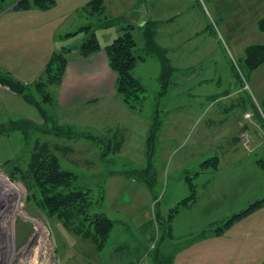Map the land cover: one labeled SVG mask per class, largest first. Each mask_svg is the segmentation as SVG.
Instances as JSON below:
<instances>
[{
  "label": "crops",
  "instance_id": "1",
  "mask_svg": "<svg viewBox=\"0 0 264 264\" xmlns=\"http://www.w3.org/2000/svg\"><path fill=\"white\" fill-rule=\"evenodd\" d=\"M89 1L91 0H55V4L47 9H12L13 4L7 5L0 12V69L11 73L10 66L16 63L17 80L31 83L40 75L54 49L58 50L56 42L52 44L55 32L60 35L57 30L80 29L86 24H91L97 29L106 28L96 32L94 30L101 47L99 50L82 56L78 53V45L72 47L67 55L60 85L54 87L57 92L56 105L71 110L67 111L62 122L75 126L99 123L101 120L105 123L104 117L109 114L105 112L106 109H122L124 106L120 104L121 97H118L115 90L116 73L110 67L103 47L120 35L126 25H131L138 52L142 53L144 25L148 21L155 22V41L165 48L173 70L167 89L160 95L157 105L161 122L156 119L152 127H161L163 123L171 125L175 135L176 126L182 124L188 114L176 110H196V105L181 100L186 90L192 92L193 96L204 98L202 107L193 117L199 122L204 121L206 125L216 124L221 127L200 137L208 139L212 147V151L205 158L216 156L218 161L216 167L200 166L199 170L194 171L192 180L196 185V199L183 207L193 211L188 216L186 229L180 232L177 238L173 234V221L179 215V209L171 220L170 235L162 238V230L158 227L157 234L154 233L156 239L151 235L146 237L152 242L143 251L151 244H158L162 254L172 255V264H264V207L237 219L219 234L213 232L215 227L201 228L206 225L198 224L195 229L190 225L196 221H226L254 200L264 197V171L256 162L257 159H264V130L252 110L253 104L259 106L262 97L260 100L259 97L252 99L248 94L245 98L241 96L245 89L242 81L233 72L231 48L219 41L211 23L212 16L220 14L218 3L214 0H100L102 11L84 10L82 7ZM219 1L227 3L232 13L239 11L244 22L249 19V13L258 10L259 3L263 5V0ZM106 18H114L117 21L114 24L101 25ZM257 18L254 19L255 22ZM250 43L253 42L248 41L239 47L236 53L242 55L244 46ZM201 44L205 47L203 53L199 47ZM216 44L221 49L220 55L213 52ZM151 56L152 54H147L139 58L132 69L133 75L140 82L141 76L149 71L148 67L152 64L151 71L154 76L158 75L160 82V61L157 59L158 62H154ZM256 69L263 70L264 62ZM208 84L212 86L211 93H202ZM257 91L258 95L263 96L261 88ZM10 97L18 99L19 106L27 109L29 113L32 111L26 106L27 102L23 98L0 85V104L7 103ZM104 97L109 99L108 106L104 102L101 103ZM77 111L85 118L75 123L69 121ZM246 112H252V117H245ZM229 126H232V129ZM242 132H248L252 137L248 146L240 140L239 135ZM168 135L174 136L172 132ZM157 136L158 129L155 132L154 144ZM119 140L121 141L117 144L120 146L123 139ZM169 141L167 139L171 144L172 140ZM65 149L72 151L71 146ZM253 152H259L261 157H251ZM180 169H184L183 165ZM207 173L208 176L204 180L197 181ZM185 185L180 187V190L184 193L187 189L189 193L187 182ZM227 207L228 213L224 215V219L217 216ZM227 214L231 215L226 217ZM157 221L162 222L160 225L164 224V219L155 218V225H158ZM202 232L206 234L200 237ZM138 259L139 257H134L132 264Z\"/></svg>",
  "mask_w": 264,
  "mask_h": 264
},
{
  "label": "rangeland",
  "instance_id": "2",
  "mask_svg": "<svg viewBox=\"0 0 264 264\" xmlns=\"http://www.w3.org/2000/svg\"><path fill=\"white\" fill-rule=\"evenodd\" d=\"M17 1L19 0H0V4L6 8ZM214 1L218 3L220 14L212 16L211 23L219 41L231 48L233 72L239 76L238 79L242 81L245 89L241 96L245 98L248 94L252 99L259 97L261 100L264 96V69L248 71L243 62L246 46L242 55H238L236 51L248 41L264 42V32L257 28L254 20L264 16V0L263 5L259 3L257 11L249 13L246 22L239 11L232 13L230 6L224 1ZM78 29L60 28L57 30L60 35L55 32L52 44L56 42L58 49L76 47L85 36ZM93 29L96 32L106 28ZM67 32L77 33L67 36ZM136 36L135 38L138 37ZM199 47L203 53L204 45ZM213 52L222 54L217 44ZM151 57L154 62H158L156 56ZM10 69L17 79L16 63ZM148 69L141 76V109H130L117 94L124 107L106 109L105 112L109 114L104 117L105 123L101 120L99 123L75 126L62 122L67 111L71 110L56 105L57 92L54 86L47 91L53 96V102H42L50 115L47 119L27 101L26 106L32 110L30 113L19 106L18 99L12 97L7 103L0 104V264H132L134 257H140L143 249L152 242L146 237L151 235L156 239L154 233L157 234L156 231L161 226L159 223L162 222L157 221L158 225H155V218L166 219L169 210L188 194L187 189L182 193L180 187L185 185L186 177H192L194 171L200 169V162L212 151L210 141L200 137L221 126H209L193 117L202 107L204 98L193 96L192 92L186 90L181 100L190 101L193 106L196 105V110H176L188 114L184 122L176 126L175 135L171 125L163 123V126L155 127L158 129V136L149 159L147 135L156 119L161 122V114L157 109L160 102L158 75L154 76L151 71L153 64ZM211 87L206 85L202 93H211ZM258 88H261L263 96L258 95ZM33 94L40 100L38 92L33 91ZM108 100V97H104L101 103L108 106ZM82 118H85L84 115L77 111L69 121L80 122ZM98 119L99 116L96 120ZM13 122L20 123V128H12ZM229 128L232 129V126ZM171 132L174 136L170 137L168 134ZM119 139H123L120 146L117 144L121 141ZM167 139L172 140L171 144ZM35 143L46 145L58 156L63 169L77 175V185L90 190L91 212H104L114 220L112 231L103 248L95 247L91 235H85L84 232L76 234L78 223L75 219L72 222L73 227L67 226L63 218L57 214H48L38 205L30 179L27 177L25 182L22 178ZM67 146H71L72 151L65 149ZM252 155L261 157L259 152H253L251 157ZM150 164L151 170L147 176L145 172L139 173ZM182 165L185 170L180 169ZM207 176L208 173L197 181L204 180ZM152 180V185H148ZM180 209L179 215L173 221L175 237L186 229L188 216L193 212L183 207ZM226 213L228 207L217 216L223 218ZM230 215L227 214L226 217ZM222 221H196L190 225L195 229L198 224L206 225L201 228L209 229L222 224Z\"/></svg>",
  "mask_w": 264,
  "mask_h": 264
},
{
  "label": "trees",
  "instance_id": "3",
  "mask_svg": "<svg viewBox=\"0 0 264 264\" xmlns=\"http://www.w3.org/2000/svg\"><path fill=\"white\" fill-rule=\"evenodd\" d=\"M54 4L55 0H19L13 4L12 9H47ZM4 8L0 4V11ZM82 8L88 11H102V4L100 0H91ZM116 21L117 19L114 18H106L101 25L106 26L114 24ZM256 24L258 29L264 32V16L258 19ZM93 28L94 26L88 24L82 26L78 30L85 34L77 47L78 53L82 56L90 55L101 48ZM131 28V25H126L122 29V33L115 37L110 43L106 44L103 49L110 67L116 73V93L121 97L123 103L127 107L133 110H140L143 98V86L140 80L132 73L136 61L147 54L155 55L159 59L162 68L159 78L161 83L159 95H162L167 89L173 68L167 57L165 48L159 46L155 41V22L148 21L144 25V46L142 48V53L138 52L137 44L131 33ZM77 32L67 33L66 35H75ZM72 49L73 48L61 47L53 51L47 59L42 72L32 84L23 83L15 79L10 72L0 69V85L20 95L25 101L39 110L44 119H47L50 115L43 107L42 102H53V96L47 92L48 88L60 85L67 63V55ZM243 62L248 71L262 64L264 62V42L247 45L244 50ZM33 91L39 93L40 100L33 94ZM252 106L255 118L259 121L264 130V96L259 106L255 104ZM21 122L22 121H20V123ZM20 123L13 122L12 128H20ZM17 124H19V126H17ZM155 132L156 129L154 126L151 128L146 139L149 159L154 151ZM217 161L218 158L213 156L202 161L200 166L202 168L216 167ZM256 162L264 171V159H257ZM150 170L151 164L145 169L140 170V172L139 170L137 171L140 174L145 172L147 176ZM27 177L31 181L30 185L32 186L31 188L34 189V196L37 199L38 205L45 209L48 214H57L60 218H63L67 226L71 227L75 219L78 223L76 234H82V232H84L85 235H91L95 247L97 249L103 248L112 231L114 220L108 217L104 212L90 211L92 205V194L90 190L82 189L77 185V175L70 170L63 169L60 165L58 156L51 152L46 145L40 146L35 143L32 147L27 170L25 174L22 173V178H24L25 182ZM192 179L193 176L186 177L189 188L188 195L179 200L176 205L169 210L168 217L164 219V224L159 226L162 230V238L170 235L171 220L175 214L178 213L179 209L190 205L196 199V185ZM152 183L153 180L149 182L148 185L151 186ZM260 207H264V197L254 200L239 212L232 214L229 219L215 227L213 232L219 234L237 219L254 212ZM205 234L206 233L202 232L200 237ZM149 258L151 264H172V255L162 254L159 251L158 244L154 245L150 250Z\"/></svg>",
  "mask_w": 264,
  "mask_h": 264
},
{
  "label": "built area",
  "instance_id": "4",
  "mask_svg": "<svg viewBox=\"0 0 264 264\" xmlns=\"http://www.w3.org/2000/svg\"><path fill=\"white\" fill-rule=\"evenodd\" d=\"M245 87L247 88V84L245 85ZM245 117H252V112H246L245 113ZM240 140L242 141V143L246 146H248L249 141L251 140V135H249L248 132H242L240 135ZM154 247V244H151V246L148 249H145L142 253L141 256L139 257V259L136 261L135 264H151L150 262V258H149V252L150 250Z\"/></svg>",
  "mask_w": 264,
  "mask_h": 264
},
{
  "label": "water",
  "instance_id": "5",
  "mask_svg": "<svg viewBox=\"0 0 264 264\" xmlns=\"http://www.w3.org/2000/svg\"><path fill=\"white\" fill-rule=\"evenodd\" d=\"M158 218V217H157Z\"/></svg>",
  "mask_w": 264,
  "mask_h": 264
}]
</instances>
